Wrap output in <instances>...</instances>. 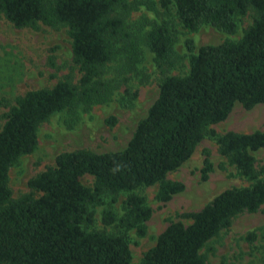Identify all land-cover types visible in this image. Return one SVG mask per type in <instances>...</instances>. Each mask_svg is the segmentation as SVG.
<instances>
[{"label":"trees","instance_id":"obj_1","mask_svg":"<svg viewBox=\"0 0 264 264\" xmlns=\"http://www.w3.org/2000/svg\"><path fill=\"white\" fill-rule=\"evenodd\" d=\"M0 0V14L18 28L42 25L66 28L76 82L59 79L51 87L30 89L15 98L0 127V264H132L130 242L147 234L152 208L137 190L158 184L156 199L168 202L184 190L167 174L178 169L206 136L249 185L231 187L200 209L170 221L140 264H212L201 249L241 213L262 210L264 165L254 151L264 148V131L217 133L210 125L227 118L235 103L252 109L264 104V0ZM140 6L174 17L186 30L211 26L235 35L240 20L252 22L236 39L196 48L185 40L188 72L170 74L183 57L175 50L177 30L168 20H146L133 28L131 11ZM147 27V28H146ZM143 45L161 74L159 93L136 125L126 147L95 152L65 150L27 182L17 197L10 187V169L38 146V128L51 115L66 111L68 127L82 112L106 104L121 87L118 101L135 105L138 90L128 82L146 74L139 67ZM116 116L105 122L113 126ZM201 179L213 170L210 150L203 151ZM93 177L92 186L81 176ZM121 204L117 206L120 197ZM103 226H95V205Z\"/></svg>","mask_w":264,"mask_h":264},{"label":"rangeland","instance_id":"obj_2","mask_svg":"<svg viewBox=\"0 0 264 264\" xmlns=\"http://www.w3.org/2000/svg\"><path fill=\"white\" fill-rule=\"evenodd\" d=\"M155 1L159 6V0ZM158 10L159 14L140 6L138 10L131 11L129 21L133 28H138L139 22H160L163 19L175 26V50L183 59L181 65L170 69L171 75L188 72L189 64L185 57L187 38L194 40L196 48L204 44H217L227 38L236 40L241 36L242 30L252 22V13L249 11L240 20L238 32L227 36L211 26H202L196 31L186 30L174 17L173 10L170 17H165L161 8ZM71 58V44L66 28H51L42 24L37 29L18 28L0 14V127L4 122L2 115L15 103L17 96L30 89L51 87L59 79L66 77L76 82L79 73ZM139 67L148 77L142 74L134 75L128 82L131 91L138 90L134 107H124L118 101V94L124 89L121 87L108 103L95 105L89 111L82 112L71 128L65 121L70 116L66 111L51 115L39 125L36 150L21 157L10 169V187L14 197L28 191L29 178L47 166L54 165L55 156L62 151L86 148L95 152H106L126 147L137 122L146 115L159 93L161 74L152 61L151 51L144 45ZM112 115L116 116L117 121L110 126L105 119ZM210 128L219 134L229 130L243 133L264 131V104L246 109L237 102L225 120L210 125ZM205 148L210 150L213 170L207 180H202L200 169ZM253 155L257 167L263 166L264 148L254 151ZM167 177L183 182L185 188L166 203L159 202L155 197L158 184L137 190L146 196L153 212L147 221L145 236L134 242L135 233H131L132 264H140L143 253L155 244L157 235L170 221L182 220L186 224L190 222L177 214L200 209L225 189L250 184V181L238 174L235 166L227 163L226 158L219 153L215 139L208 136L203 138L192 155L178 169L169 172ZM80 180L85 185L92 186L91 175L85 174ZM122 199L123 196L117 206L121 204ZM103 207V204L93 207L95 226L97 229L113 232V226L105 227L100 221ZM201 252L212 264H264V205L260 211L244 212L236 216L230 227L221 230Z\"/></svg>","mask_w":264,"mask_h":264}]
</instances>
